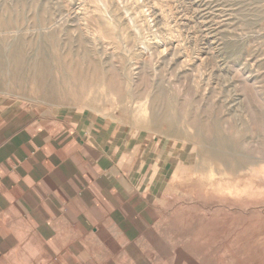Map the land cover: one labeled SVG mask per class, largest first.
Segmentation results:
<instances>
[{
	"label": "rangeland",
	"instance_id": "obj_1",
	"mask_svg": "<svg viewBox=\"0 0 264 264\" xmlns=\"http://www.w3.org/2000/svg\"><path fill=\"white\" fill-rule=\"evenodd\" d=\"M71 66L91 83L54 88ZM0 112L91 114L176 148L138 193V236L87 239L100 263L264 264V0H0Z\"/></svg>",
	"mask_w": 264,
	"mask_h": 264
},
{
	"label": "crops",
	"instance_id": "obj_2",
	"mask_svg": "<svg viewBox=\"0 0 264 264\" xmlns=\"http://www.w3.org/2000/svg\"><path fill=\"white\" fill-rule=\"evenodd\" d=\"M178 154L91 114L0 112V264H110L87 239L111 224L138 236V193Z\"/></svg>",
	"mask_w": 264,
	"mask_h": 264
},
{
	"label": "bare ground",
	"instance_id": "obj_3",
	"mask_svg": "<svg viewBox=\"0 0 264 264\" xmlns=\"http://www.w3.org/2000/svg\"><path fill=\"white\" fill-rule=\"evenodd\" d=\"M1 27L4 28L3 23H1ZM6 40H8L10 42L11 39L10 38L9 39H4L3 41H6ZM6 52H8L10 54H14V53L19 54V53H21V51L13 50L11 48L9 50H6ZM68 72L69 73L65 74V76L58 77L57 79L53 78V80L51 82L52 86L54 88H63V87L65 88V87H68L69 84H72L73 87L75 88L76 86H79V87L83 86L84 87V86H86V84H90L91 83L90 80H89V77H90L91 73L85 67L71 66L69 68ZM92 72H93L92 75H100L101 69L96 68ZM109 84H110V87L113 88L114 83H109ZM72 85H70V86L72 87ZM114 87L116 88V86H114Z\"/></svg>",
	"mask_w": 264,
	"mask_h": 264
}]
</instances>
